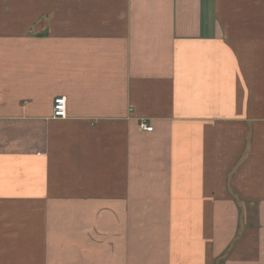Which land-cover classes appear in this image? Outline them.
<instances>
[{
  "label": "crops",
  "instance_id": "crops-1",
  "mask_svg": "<svg viewBox=\"0 0 264 264\" xmlns=\"http://www.w3.org/2000/svg\"><path fill=\"white\" fill-rule=\"evenodd\" d=\"M0 264H264V0H0Z\"/></svg>",
  "mask_w": 264,
  "mask_h": 264
},
{
  "label": "built area",
  "instance_id": "built-area-1",
  "mask_svg": "<svg viewBox=\"0 0 264 264\" xmlns=\"http://www.w3.org/2000/svg\"><path fill=\"white\" fill-rule=\"evenodd\" d=\"M67 101L65 97L59 96L54 98L52 104V118L53 119H65L67 116ZM139 129L145 132H152L153 128L147 122L141 121L139 123Z\"/></svg>",
  "mask_w": 264,
  "mask_h": 264
}]
</instances>
